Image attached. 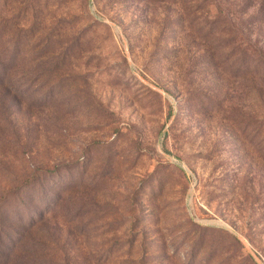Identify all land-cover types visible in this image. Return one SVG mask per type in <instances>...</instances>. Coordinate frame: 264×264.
Listing matches in <instances>:
<instances>
[{
	"label": "rangeland",
	"instance_id": "374dc122",
	"mask_svg": "<svg viewBox=\"0 0 264 264\" xmlns=\"http://www.w3.org/2000/svg\"><path fill=\"white\" fill-rule=\"evenodd\" d=\"M255 14L0 0V264H264Z\"/></svg>",
	"mask_w": 264,
	"mask_h": 264
},
{
	"label": "trees",
	"instance_id": "16d2710c",
	"mask_svg": "<svg viewBox=\"0 0 264 264\" xmlns=\"http://www.w3.org/2000/svg\"><path fill=\"white\" fill-rule=\"evenodd\" d=\"M251 1L254 2V7L256 8V14H255L256 20L259 22L264 21V0H251ZM240 56H245V54H241ZM242 60H245V58H242ZM259 68L264 69V55H262L261 61L259 60L256 61L255 69H253V72H255L256 75V80L258 83H260L259 86L264 88V73L260 75V73L258 72Z\"/></svg>",
	"mask_w": 264,
	"mask_h": 264
}]
</instances>
